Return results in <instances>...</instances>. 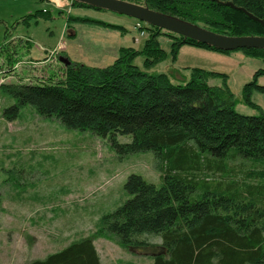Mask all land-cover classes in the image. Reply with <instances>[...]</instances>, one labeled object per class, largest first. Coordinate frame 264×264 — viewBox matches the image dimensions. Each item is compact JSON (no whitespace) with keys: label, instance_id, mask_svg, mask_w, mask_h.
<instances>
[{"label":"trees","instance_id":"16d2710c","mask_svg":"<svg viewBox=\"0 0 264 264\" xmlns=\"http://www.w3.org/2000/svg\"><path fill=\"white\" fill-rule=\"evenodd\" d=\"M69 1L72 7L105 10ZM127 1L219 34L264 36V0ZM37 17L48 19L50 13L35 10L22 23L29 25ZM74 21L124 31L118 24L72 14L66 17V26ZM139 30L148 33L142 49L120 47L107 66L71 62L56 80L1 84L15 100L11 109L31 104L38 114L55 116L67 128L109 139L122 155L153 152L161 185L139 174L128 175L124 188L131 196L101 216L95 235H111L124 248L147 252L152 264H264V181L234 178L230 166L237 159L264 165V112L239 113L224 72L202 67L149 70L168 56L159 42L161 35L171 40L172 60L183 45L222 54L241 51L263 61L264 49L222 50L146 23ZM8 43H0V55L10 64L15 51L7 48ZM26 43L31 47L30 39ZM138 55L143 56V69L133 62ZM262 76L264 67L241 90L242 102L256 109L252 95L264 94V85L258 83ZM214 77L223 85H210L208 80ZM118 135L131 139L118 142ZM142 235L158 236L161 243H149ZM27 264L101 260L94 237L86 236Z\"/></svg>","mask_w":264,"mask_h":264},{"label":"rangeland","instance_id":"374dc122","mask_svg":"<svg viewBox=\"0 0 264 264\" xmlns=\"http://www.w3.org/2000/svg\"><path fill=\"white\" fill-rule=\"evenodd\" d=\"M39 9L48 10L50 18H31L29 25L22 23L24 16ZM71 14L118 24L124 31L77 21L66 26V17ZM139 22L109 10L72 7L69 0H0V43L9 42L7 48L15 51L10 64L0 55V264H27L86 236L94 237L101 264H152L147 252L124 248L111 235L95 232L101 216L131 196L124 188L128 175L139 174L161 185L153 152L122 155L109 139L67 128L55 116H41L31 104L15 111L11 109L15 100L1 89V84L20 79L38 82L48 77L62 78L65 64L60 57L69 63L104 67L117 58L120 47L139 51L148 36L139 30L144 25ZM159 42L168 56L150 71L202 67L224 72L238 100L236 110L246 115L264 112L263 93L252 95L259 109L241 99L242 86L264 67L263 60L241 51L222 54L189 45H183L172 60L171 40L161 35ZM133 62L143 69L142 55ZM208 82L223 85L220 77ZM258 83L264 85V76ZM116 139L128 142L131 137L118 135ZM230 166L234 178L264 181V165L237 159ZM141 238L161 243L158 236Z\"/></svg>","mask_w":264,"mask_h":264},{"label":"water","instance_id":"95a60500","mask_svg":"<svg viewBox=\"0 0 264 264\" xmlns=\"http://www.w3.org/2000/svg\"><path fill=\"white\" fill-rule=\"evenodd\" d=\"M89 5L109 10L118 14L132 17L149 25L157 26L167 32H172L183 37L192 38L222 50H237L243 48L264 49V36H229L223 35L205 27L192 24L178 18L161 14L146 6L127 0H76ZM64 64H69L66 58L60 57Z\"/></svg>","mask_w":264,"mask_h":264},{"label":"built area","instance_id":"2783aa9c","mask_svg":"<svg viewBox=\"0 0 264 264\" xmlns=\"http://www.w3.org/2000/svg\"><path fill=\"white\" fill-rule=\"evenodd\" d=\"M140 23V22H139Z\"/></svg>","mask_w":264,"mask_h":264}]
</instances>
